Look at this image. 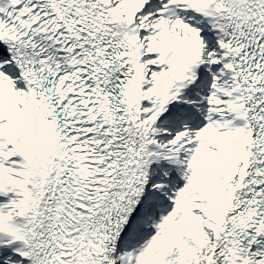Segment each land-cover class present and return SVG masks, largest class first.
I'll use <instances>...</instances> for the list:
<instances>
[{"label": "snow or ice", "instance_id": "obj_1", "mask_svg": "<svg viewBox=\"0 0 264 264\" xmlns=\"http://www.w3.org/2000/svg\"><path fill=\"white\" fill-rule=\"evenodd\" d=\"M0 264H264V0H0Z\"/></svg>", "mask_w": 264, "mask_h": 264}]
</instances>
